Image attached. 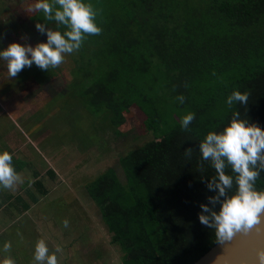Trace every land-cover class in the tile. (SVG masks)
I'll return each mask as SVG.
<instances>
[{
	"label": "trees",
	"instance_id": "16d2710c",
	"mask_svg": "<svg viewBox=\"0 0 264 264\" xmlns=\"http://www.w3.org/2000/svg\"><path fill=\"white\" fill-rule=\"evenodd\" d=\"M85 3L100 10L97 23L103 31L74 53L77 74L68 89L76 90L74 104L89 118L80 126L88 129L91 141L101 127L120 137L136 106L152 136L120 158L124 181L109 169L93 177L86 192L115 234L112 241L128 253L125 264H196L216 246L213 231L198 218L200 204L214 195L202 181L215 175L208 163L198 171V144L209 132L223 131L235 111L264 128V0ZM37 18L50 24L43 15ZM237 90L250 93L247 108L227 106V97ZM180 95L183 104L176 99ZM190 112L195 119L184 131L180 122ZM39 124L24 125L32 138L39 139ZM40 142L47 143L48 137ZM49 146L54 147L45 145L43 153ZM188 147L193 148L191 159L184 154ZM12 163L20 171L15 158ZM35 185L41 198L48 194L41 182ZM257 186L264 189V172ZM31 197L32 204L38 202L36 195Z\"/></svg>",
	"mask_w": 264,
	"mask_h": 264
},
{
	"label": "rangeland",
	"instance_id": "374dc122",
	"mask_svg": "<svg viewBox=\"0 0 264 264\" xmlns=\"http://www.w3.org/2000/svg\"><path fill=\"white\" fill-rule=\"evenodd\" d=\"M37 2L38 0H0V51L11 43L31 44L35 47L38 43L47 42L46 33L42 35L35 27L38 22L41 23L37 17L43 15L42 12L31 11ZM48 22L50 24L44 23L56 25L55 21ZM47 27L54 29L53 26ZM61 29L64 28H59V31H62ZM74 57V54H71V57L67 55L62 65L49 71H42L33 64L31 68L25 67L17 77L11 79L8 76L7 62L0 60V112L4 110L16 116L19 125L23 128L24 125L28 126L33 122L41 123L38 125L43 126H40L41 130L38 132L39 139L37 136L31 137L33 144L41 151L47 144L54 145L47 147L46 154L50 157L53 154L58 156L59 177L57 183L46 184L51 194L45 200L50 201L52 198L66 195L70 197L69 188L75 192L73 196L76 198V203L71 205L75 215H73L74 220L70 221V227L65 229L61 221L62 229H65L59 236L62 237L61 241L54 240L53 234L50 235L52 241L60 245L63 250L59 264H125L128 253L121 244L112 241L115 234L102 220L92 196L85 188L86 184L94 179L93 177L109 169L116 170L124 181L125 176L119 165L120 158L149 142L152 136L145 126L146 116L135 106L128 114L127 124L120 128L122 132L120 137L105 127L98 128L102 121L98 119L94 124L98 129L92 134L94 140L87 139L90 136L86 132L88 129L84 131L80 123L86 122L89 118L74 104L76 90L68 89V84L77 74ZM43 74H49L48 77L51 78L39 80ZM13 86H17V92L12 91ZM33 96L35 97L32 99ZM3 118L6 120L5 116ZM4 119L0 121L1 129L5 128ZM6 128L9 132L14 131L21 136L17 127L9 124ZM34 129L37 130V126ZM45 137H48V142L41 144L40 141ZM80 137L82 139L76 140ZM2 142L5 143L4 138L0 140V143ZM59 142L60 145H56ZM29 146L31 147V144ZM46 154L43 153L45 156ZM35 158L40 164L43 163L40 155L35 153ZM61 183L66 184L60 186ZM59 203H63V200L60 199ZM71 208L64 207L62 210L68 212ZM36 213L38 211H35V215ZM42 226L47 228H42L43 231H40L37 225L18 243L14 248L16 256L12 251L3 252V246H0V249L2 248L0 264H3L7 256H11L16 264H32L35 244L51 229L48 228L47 223ZM22 233L25 234L24 231ZM45 241L50 248L53 242L50 239ZM50 251H53V248Z\"/></svg>",
	"mask_w": 264,
	"mask_h": 264
},
{
	"label": "clouds",
	"instance_id": "9594fccd",
	"mask_svg": "<svg viewBox=\"0 0 264 264\" xmlns=\"http://www.w3.org/2000/svg\"><path fill=\"white\" fill-rule=\"evenodd\" d=\"M31 11L42 12L45 21H55L66 30L54 31L38 22L35 27L42 35L46 33V43L35 47L11 43L0 51V60L7 62L10 79L33 64L42 71L58 68L67 55L79 52L89 36L101 35L103 31L97 23L100 10L85 0H38ZM249 97V92L237 90L227 97L226 104L229 108L236 104L247 108ZM176 99L181 104L185 102L183 95ZM240 116L239 111L233 112L223 131L209 132L198 144L201 154L198 171L205 170V163L215 170L214 176L202 181L214 195L200 204L198 217L202 225L213 231V243L220 249L211 264H264V189L257 186L264 172V128ZM194 119L195 113L183 116L181 129L190 131ZM184 154L191 159L193 148H186ZM12 161L13 155L8 151L0 153V189L15 190L24 183ZM63 227H70L68 219L63 221ZM10 251L11 243L6 242L3 252ZM62 251L60 247L50 251L47 242L40 239L32 264H59L58 254ZM3 264L16 261L7 256Z\"/></svg>",
	"mask_w": 264,
	"mask_h": 264
},
{
	"label": "crops",
	"instance_id": "0c3cea01",
	"mask_svg": "<svg viewBox=\"0 0 264 264\" xmlns=\"http://www.w3.org/2000/svg\"><path fill=\"white\" fill-rule=\"evenodd\" d=\"M3 116H5L6 120ZM2 119L5 121V128H0V140L4 138L5 143H0V153L8 151L13 155V158H15L21 166L20 171L17 170V168L15 169L24 178V183L18 185L15 190L0 189V246H4L6 242H10L11 251L14 253V256H16L17 253L14 248H16L18 243L32 232L37 225L38 230L40 231L47 228V226L44 228L42 226V224L45 223H47L48 228H51L50 231L46 232L44 237H41L40 239H50V241L53 242V238L54 240L61 241L60 239L62 237L59 236L63 234L65 229H62L60 223L65 219H68L69 221L74 220L73 215L75 214L72 211L73 208H71V205L76 203V198L73 196L75 193L74 190L69 188L68 193H70V197L66 195L64 197L60 196L54 199L52 198L50 201L48 199L45 200V198L51 194L46 184L57 183L59 177L57 168H60V166L57 164V158H55L56 161H54L50 157H47V155H43L42 151L33 144L34 141L28 131L19 125L16 116L7 111L1 110L0 121H2ZM9 124L13 127H17L21 132V136L14 131L9 132L6 128ZM29 144H31V147ZM34 151L36 154L40 155V159L43 160V163L40 164L37 162ZM29 181H31V184H29ZM37 182H41L44 185L45 190L49 192L43 198H41V195L39 194L40 191L35 185ZM65 184L61 183L60 186ZM31 194L36 195L39 198L37 203L32 204L33 201L31 198L33 197H31ZM17 196L21 197V200H15ZM60 199L63 200V203H59ZM28 200L30 201L29 204L31 207L24 210V204L28 202ZM64 207H70L71 209L68 212H64L62 210ZM34 210L38 211L36 215ZM22 231H24L25 234L22 233ZM18 232L19 235H17ZM20 233H22V235H20ZM52 234L53 237L51 238L50 235ZM57 247H60V245H56L54 242L50 244V249L53 248V251H55ZM72 247L73 246H71V248ZM1 249L0 253L2 252ZM62 255L63 253L58 254L59 261L62 260ZM33 257L34 256H32V258Z\"/></svg>",
	"mask_w": 264,
	"mask_h": 264
},
{
	"label": "water",
	"instance_id": "95a60500",
	"mask_svg": "<svg viewBox=\"0 0 264 264\" xmlns=\"http://www.w3.org/2000/svg\"><path fill=\"white\" fill-rule=\"evenodd\" d=\"M220 249L215 246L208 253H206L201 260H199L196 264H211L212 258L218 254Z\"/></svg>",
	"mask_w": 264,
	"mask_h": 264
}]
</instances>
